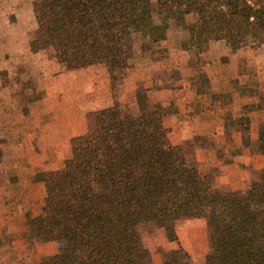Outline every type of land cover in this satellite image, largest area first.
I'll return each mask as SVG.
<instances>
[{"label":"trees","instance_id":"trees-1","mask_svg":"<svg viewBox=\"0 0 264 264\" xmlns=\"http://www.w3.org/2000/svg\"><path fill=\"white\" fill-rule=\"evenodd\" d=\"M33 13L30 52L51 51L67 70L103 66L112 92L111 104L93 111V129L71 140L61 165L35 172L44 195L26 213L22 237L30 249L61 242L39 264H153L137 227L151 223L175 242L182 218L208 222L205 264H264V167L245 188H215L193 152L169 142L160 109L126 110L116 92L131 34L156 43L182 27L198 54L215 40L233 49L261 44L264 0H38ZM256 152L264 154L261 131ZM158 264L195 263L179 245Z\"/></svg>","mask_w":264,"mask_h":264},{"label":"crops","instance_id":"crops-1","mask_svg":"<svg viewBox=\"0 0 264 264\" xmlns=\"http://www.w3.org/2000/svg\"><path fill=\"white\" fill-rule=\"evenodd\" d=\"M4 28L0 31V74L5 75V79L0 76V264H37L40 256L52 255L56 249L51 251L53 242L37 246V260L33 261L35 251L33 249V254L30 253L31 249L22 237L27 229L26 213L34 211L44 195L43 183L35 181L34 174L38 170L57 169L64 158L60 157V152L65 141L92 130L94 123L88 119L90 125L86 130L84 114H70L40 106L48 98H58L57 90L69 76V71L63 67L42 85L36 80V96L35 90L31 88L24 91L26 96L19 95V83L15 80L19 75L17 73L24 72L29 76L41 70V57L39 52H30V37L22 26L13 38L12 35H6L9 31ZM215 51L214 47L208 50L211 58L221 62L223 59ZM225 52H230L229 48ZM185 54L188 57H173L177 60L174 64L172 61L166 64L156 61L157 68L152 73L155 85L153 95L159 105L155 108L162 110L164 106L171 105L168 118L163 111V120L172 144H180L187 139L211 140V137L219 136L220 140L214 139V145L205 143L203 146L200 141L195 147V154L197 157L216 154V162L212 166L222 170V182L228 184L221 190L245 188L251 181V173L264 167V154L251 150V145L258 142V124L264 121V107L252 110L261 118H250L247 127L249 141L245 143L241 137L242 125L235 119L241 118L244 105L249 101L256 102L257 97L242 92L241 80L234 94L224 96L221 88L230 79L224 77L223 72L220 76L208 69L200 72L192 62V52L185 51ZM212 61L216 62L215 59ZM52 66L56 67L57 64ZM231 66L232 70L230 67L226 71L236 72L238 62H231ZM197 78L204 84L198 82ZM220 135H227V142ZM232 148H238L240 154L224 162L218 156L219 150L223 154Z\"/></svg>","mask_w":264,"mask_h":264},{"label":"rangeland","instance_id":"rangeland-1","mask_svg":"<svg viewBox=\"0 0 264 264\" xmlns=\"http://www.w3.org/2000/svg\"><path fill=\"white\" fill-rule=\"evenodd\" d=\"M37 1L38 0H0V31L5 30V26L9 31L6 35H9V37L12 35L13 38L16 36V33H18V29L22 26V29L27 32L28 37H31L36 27L33 8ZM153 11H155V3H153ZM154 20L156 21L155 15ZM1 35L0 37H2ZM130 44V49L125 52L126 55L124 54V56H122L121 64L123 66L117 72L116 81L117 98L126 110L137 111L139 106L143 104H147L151 108H155L159 105L153 95L155 85L152 73L153 70H156L157 68L156 61H159L158 63L162 61L163 64L172 61L174 64L177 60H174L173 57H180L182 55L187 56L188 54H185V51H191L192 62L200 72L203 71V69H208L214 74L217 73L218 76L223 72V76L230 79V81L221 88V93L225 94L224 96L230 97L234 94L235 89L238 87L239 81L241 80V85L243 86L241 88L242 92L248 96L257 97L256 102L249 101L245 104L242 111L244 115L241 118L235 119V121H239L242 125L243 133L241 134V137L243 141L245 143L249 141V129L245 130V128L248 127L250 118H261V116L255 114L252 110L264 107V43L260 44L250 40L246 42L244 46L238 49H233L226 45L223 40H215L209 42L208 48L204 53L198 54L190 47V36L187 30L182 27L178 29L172 27L166 33V38L156 43L151 42L139 32L133 33L131 34ZM210 47H214L216 49V55H219L218 57L224 61L222 60L221 62H218L216 61V58H211V54L208 52ZM227 48H229L230 52H225ZM39 54L41 57L39 59V68L41 67V70L35 71L29 76L24 74V72H18L17 74L19 75L15 77V80L19 83L17 84L19 85L17 86V89L20 91L18 93L21 96H26L23 94L24 91H29L28 89L30 88L35 90L38 84L41 83L42 85L44 82H47L48 78H52L56 74V71L61 69V67L67 70L63 65L56 62L51 51H39ZM144 59L147 60L144 61ZM212 59H215L216 62L214 63ZM231 62H238V69L236 72L226 71L227 69H230V67L232 70ZM52 64H57V66L53 67ZM42 67L44 68V71L42 70ZM68 71L69 76L63 80L62 87L57 90L59 94L58 98H48L46 103L40 106L44 105L53 110L60 109L62 112L66 111L70 114L82 113L85 115V118H83L85 129L88 130L89 123L93 120V111L97 108L107 106L112 102L111 86L106 70L103 66L95 65ZM36 72L39 73L36 75ZM32 75H34V77H32ZM0 76L5 79V75H2V73ZM202 76L204 77V75ZM36 80L39 81L37 85ZM197 81L200 82L198 78ZM37 93L38 90H35L34 96H36ZM170 107L171 105H166L161 110L162 113L164 111V116L166 118H168L167 113L171 111ZM59 113L60 111L57 112V114ZM260 131L264 134V121H261L258 124L257 136ZM247 134L248 136L246 137ZM167 135L168 140L171 143L168 130ZM76 136L78 135L71 137L69 140L67 139L63 144L62 151L60 152V157H64L63 159H65L69 152L71 140ZM220 136H223L222 140L227 142V135ZM208 139L209 138L187 139L180 144H171L179 146L189 154L193 152L194 159L198 162L202 171L211 175L214 187L223 188L228 184L222 182V170L218 166H212V164H215L216 162V154L213 153L211 156L203 155L198 157L194 154L195 147L200 141L201 144L205 146V143H211L214 145V139L220 140L219 136L218 138L211 137V140ZM251 146V150L256 152L258 142L256 145ZM239 154L240 150L238 148H232L229 151L223 152V154H221L219 150L218 156L221 157L224 162H227L232 160V158H237ZM62 160L59 166L61 165ZM230 171H232V169H230ZM257 172L258 171H253L251 173V179ZM34 192L37 193L36 189H34ZM25 205H27L26 199ZM175 232L177 235V241L172 242L167 239L163 229L156 227L151 223L141 224L137 227L138 239L142 246L149 250L150 262L153 264L161 263L165 259L166 253L169 250L180 245L189 252L195 264H205V256L212 246L211 231L206 219H179L175 223ZM52 242L54 244L51 251L56 249L57 252L61 246V242ZM32 251L33 249L30 251L31 254H33ZM34 251L35 258L33 261H36V248H34ZM44 256L47 255L40 256L39 261ZM39 261L37 264H39ZM33 264H36V262H33Z\"/></svg>","mask_w":264,"mask_h":264}]
</instances>
